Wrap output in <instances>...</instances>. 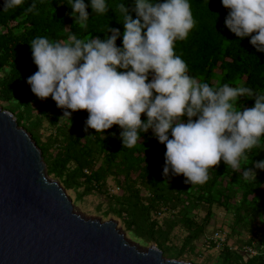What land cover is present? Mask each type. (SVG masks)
<instances>
[{
  "label": "trees",
  "instance_id": "16d2710c",
  "mask_svg": "<svg viewBox=\"0 0 264 264\" xmlns=\"http://www.w3.org/2000/svg\"><path fill=\"white\" fill-rule=\"evenodd\" d=\"M33 2L35 7L28 10ZM4 3L0 0V107L12 111L32 135L49 176L74 191L80 201L104 193L108 206L103 215L121 220L136 242L155 244L168 258L202 255L203 244L219 247L213 264H264V169L254 165L264 159V134L257 146L245 152L238 169L221 159L209 169L206 183L186 184L183 174H162L166 147L151 129L141 133L134 147H124L119 125L113 124L104 133L91 127L85 132L86 109L63 116L64 109L51 96L38 98L27 83V77L38 70L29 43L33 38L66 41L74 33L83 40L104 39L112 34L109 26L120 29L116 44L122 46L123 15L118 5L125 3L135 18L134 0H107L104 14L95 13L90 0H85L86 27L70 15L69 0H25L6 9ZM190 4L197 23L186 40L175 44L189 74L214 87L228 83L264 93V52L249 42L250 36L240 39L225 26L228 9L221 0H190ZM254 102V96H241L236 107L243 110ZM245 168L252 170L247 176ZM110 178L119 191L111 190ZM97 207L102 210L101 205ZM220 208L230 217L227 237L221 233L224 229L208 233ZM177 229L185 234L179 245L174 242ZM216 231L224 239L214 238Z\"/></svg>",
  "mask_w": 264,
  "mask_h": 264
},
{
  "label": "clouds",
  "instance_id": "9594fccd",
  "mask_svg": "<svg viewBox=\"0 0 264 264\" xmlns=\"http://www.w3.org/2000/svg\"><path fill=\"white\" fill-rule=\"evenodd\" d=\"M24 3L5 0L4 8ZM221 3L228 9L225 26L240 39L250 36L249 42L264 52V0ZM68 4L70 15L86 27L85 0ZM34 7L33 2L28 10ZM90 7L95 13L108 11L107 0H90ZM118 7L123 15L122 46L116 44L120 29L109 26L112 34L104 39L83 40L74 33L66 41L33 38L29 43L38 70L27 77L31 91L41 99L51 96L64 109L63 116L86 109L85 132L91 127L104 133L119 125L124 147H134L141 133L151 129L166 147L164 176L183 174L186 184H204L209 169L221 159L238 169L245 152L264 134V93L228 83L214 87L189 74L175 44L186 40L197 23L190 0H134L135 18L125 3ZM241 96H254V105L237 108ZM254 165L264 169V159ZM249 171L245 168L243 175Z\"/></svg>",
  "mask_w": 264,
  "mask_h": 264
},
{
  "label": "water",
  "instance_id": "95a60500",
  "mask_svg": "<svg viewBox=\"0 0 264 264\" xmlns=\"http://www.w3.org/2000/svg\"><path fill=\"white\" fill-rule=\"evenodd\" d=\"M0 264H199L130 240L111 218L75 210L42 150L0 107Z\"/></svg>",
  "mask_w": 264,
  "mask_h": 264
},
{
  "label": "rangeland",
  "instance_id": "374dc122",
  "mask_svg": "<svg viewBox=\"0 0 264 264\" xmlns=\"http://www.w3.org/2000/svg\"><path fill=\"white\" fill-rule=\"evenodd\" d=\"M109 186L111 187L112 191H114V192L119 191V189H118L117 185L115 184L113 178L109 179ZM67 192H68L69 196L72 198V201H73L74 206H75V210L77 212H79V213H81L87 217H97V218H101L103 220H108V219L112 218V216H111V218H106L103 215V210L106 209L108 206L106 196L104 195V193L103 194L102 193H96V194L94 193V194L88 195L84 200L80 201V200L76 199L77 195L74 191L68 190ZM99 205L102 206L101 207L102 210H100V211L98 210V207H97ZM113 219H115V218H113ZM115 220H118V226L126 233V236L130 240L136 242V240L133 238V236H134L133 233H131L125 229L123 222L119 219H115ZM229 223H230V217H228L226 215L225 210L221 209V208L216 209V215L213 218L211 224L209 225L208 233L213 232L214 229H224L221 233L224 234L225 237H227L228 230H229V228H228ZM176 232L178 235H177V237H175L174 242L179 245L181 243L182 237L185 234L182 231H180V229H177ZM139 244H141V243H139ZM142 246L148 247L145 245H142ZM200 247H202L201 248L202 255H197V256L195 255L192 257L187 256L188 259H184V260L194 261L196 263L206 262V260L207 261L209 260L207 264H213L212 260L213 261L215 260L217 254L219 252V250H218L219 247H217V249L208 248L207 246H205L203 244L200 245ZM191 258H192V260H190Z\"/></svg>",
  "mask_w": 264,
  "mask_h": 264
},
{
  "label": "built area",
  "instance_id": "2783aa9c",
  "mask_svg": "<svg viewBox=\"0 0 264 264\" xmlns=\"http://www.w3.org/2000/svg\"><path fill=\"white\" fill-rule=\"evenodd\" d=\"M214 238H222L224 239V237L221 235V233L219 231H216ZM252 253H254V249H249Z\"/></svg>",
  "mask_w": 264,
  "mask_h": 264
}]
</instances>
